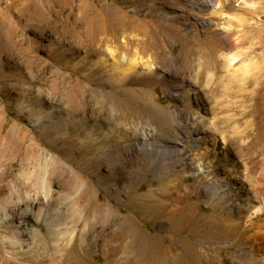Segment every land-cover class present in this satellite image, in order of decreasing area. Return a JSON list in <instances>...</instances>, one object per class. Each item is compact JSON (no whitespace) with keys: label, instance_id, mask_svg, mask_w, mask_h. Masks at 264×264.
<instances>
[{"label":"rangeland","instance_id":"obj_1","mask_svg":"<svg viewBox=\"0 0 264 264\" xmlns=\"http://www.w3.org/2000/svg\"><path fill=\"white\" fill-rule=\"evenodd\" d=\"M219 6L222 18L213 15ZM91 13L101 26L105 18L131 19L143 29L145 36L135 28L127 31L138 39L129 42V51L121 43L114 51L119 59L137 48L146 72L128 86L137 93L145 90L151 103L165 113L152 116L144 106L124 101L130 122L145 128L146 135L131 130L108 144L118 157L121 182L116 199L96 183L94 168L85 170L81 163V158H91L87 146L75 137L46 136L52 126L70 124L87 85L90 94L115 103L107 94L117 88L84 78L92 66L100 67L101 59H110L108 31L87 43L94 27ZM229 34L243 41L231 51L237 60L225 67L222 59L211 72L216 76L217 68L224 66L222 75L229 78L223 86L231 96L213 97L206 94V82H199L197 64L204 56L221 55L217 43L229 39ZM98 49L104 52L95 54ZM99 76L107 79L103 73ZM86 110L93 118L91 109ZM13 130L14 143L28 155L49 160L51 167L65 165L82 191L87 190L73 203L80 212L68 231L74 241L85 237L89 253L85 264H264L260 260L264 238L253 240L264 215L252 218L253 207L264 203V0H0L2 170L11 158L7 146L12 145ZM160 140L179 153L159 154ZM192 159L196 170L188 166ZM93 167L103 177L110 170L106 163ZM260 175L262 188L256 191L252 184ZM215 182L226 186L232 204H220L210 193L207 187ZM59 192L58 185L52 186L54 200ZM247 194L252 195V204L246 201ZM8 200V193L0 191V207ZM23 209L37 216L42 226L34 228L45 235L46 219L61 206L45 208L41 200ZM8 214L0 213V264H22L17 254L30 252L32 237L26 234L22 246L13 249L10 244L19 241L16 233L22 221ZM110 218L116 224L109 229ZM208 219L231 228L206 224ZM41 253L23 264L37 263Z\"/></svg>","mask_w":264,"mask_h":264},{"label":"bare ground","instance_id":"obj_2","mask_svg":"<svg viewBox=\"0 0 264 264\" xmlns=\"http://www.w3.org/2000/svg\"><path fill=\"white\" fill-rule=\"evenodd\" d=\"M112 12L114 13L116 11L114 10ZM90 15L92 17L91 20L94 24V27L90 30V39L87 43H95L97 40H99V36L101 34L108 31L106 37L111 38L108 39L109 46L106 51L110 53V59H101L99 68L95 65L89 69L90 63L85 62V65H87V68L91 72L87 70V74L84 75V78L88 82H98L99 86H104L105 84V86L110 89H113V87L117 88L118 90H112L107 94L108 97H111L115 103H112L110 100L101 101L97 97V95L94 94V92L90 94V85H87L85 87V95L82 96L80 101L81 108H79L75 112L73 111L74 118H72L70 124H64L62 127L52 126V132L46 134V136L48 137L60 134V137H63L65 135L68 137H75L81 141V144L87 146L90 149L91 158L87 159V156L86 158H81V163L83 164V166H85V170H93L94 168L93 175L96 178V183H98V185L102 187V189L110 192L111 198L114 197L116 199L117 194L119 193L117 186L121 182L118 178V164L116 163L118 157L115 154V149L113 150L108 146V144L114 143L118 134H126L131 130H134L137 134H140L141 132L143 136L146 135L145 128L141 129L142 126L139 127L137 124H135L136 121L130 122L129 115L125 112V105L127 103H130V105L139 104L140 106H144L152 114V116L162 117L165 113L151 103L150 97L145 90H143L142 93H137L135 89L129 88L128 86V84H133V78L135 76H142L144 72H146V67L142 65L143 63L140 61L141 54L138 52L137 48L135 49L134 54H131L130 56L125 54L124 56H122V58L119 59L117 57V51H114L116 49L115 46L118 43H121L125 50L129 51L130 49L128 45H132V43L129 42L131 41L136 43L138 42V39L137 36L127 35V31L135 28L139 31V36H145V33L143 34L142 31L143 29L136 27L131 19H123L120 22H114L112 20H107L108 18H105L103 26H101L98 23L99 19L96 18L93 13H91ZM213 15L218 18L224 17L223 6H219L217 9H215ZM238 22L242 26H244V22L242 20H239ZM238 34H240V32ZM231 35L232 34H229V39H220L218 41L217 51L221 55L218 56V54H216L212 56H204L197 64L201 67V69L199 70V74H201L199 82L200 84H202L203 81L206 82V84L204 85L206 87V94H211L213 97L220 96L222 98V96H231L228 89L224 88L223 86V83L228 80L227 78H229L228 75H222V73L224 72V66L217 68L219 73L218 75L216 74V76H214V74L211 72L212 69H214V65H217L218 62H220L222 59L225 62V67L226 65H228V67H232L234 61L237 60L236 56L234 54H231V51L234 47H241L243 41L240 36L231 38ZM98 52L104 51L102 49L94 51L95 54H98ZM131 56L133 58H130ZM148 70V72H151L153 68L149 67ZM94 71L96 72L94 73ZM101 73H103L107 78L104 81L103 76H99ZM124 101L127 103H125ZM88 107L91 109L92 114L94 115L93 118H91L89 115V117L86 116V109H88ZM229 108L230 106L228 105L225 107V110L228 111ZM78 117L80 118V121L77 120ZM10 138L12 140V145H8L7 150H9V156L11 158L9 163H7L8 168L5 170L1 169L2 165L4 166L5 161H3L2 154L0 157V191L7 192L9 199L3 207H0V213H4L8 217V213L11 212V214L14 215L15 219L22 221L21 226L18 228V232L16 233V237L19 239V241L16 243L12 242L10 244L13 249H18L20 246H22L21 239L26 237V234H29L32 237L31 239L33 245V247L31 246L33 249H29L30 252H19L17 254V257L19 258H17L16 260L24 263L28 261V257H30L31 255H36L38 252L41 253V251H43V253L40 254L41 258L37 261V263L33 264H85L83 260L87 256H89L88 250L84 248V244L86 241L85 237L83 236L79 242L74 241L75 238L72 237V235L68 231L70 229L69 222H71L75 216L79 215L78 213L80 212L79 210L73 208V203L77 200V195H85L87 193V190L84 189L82 191L79 183L74 178H72V176L70 175V170H67V168H65V165L56 163L51 167V162L49 160H46L44 162L41 158L28 155L27 152L23 149L24 147L22 148L20 145L14 143V130L11 132ZM237 140H235V142L239 144L240 141ZM199 142H201V140ZM177 149L178 148L174 149V146H172L168 141L160 140L157 152H159V154L165 152L166 155L173 156L175 155L176 151L177 153H179V149ZM151 150L152 149H150V151ZM202 154H204V152ZM15 158H18V166H16L14 163V160H16ZM69 158L72 159L73 157ZM191 161L192 163L188 165L189 168L191 170H196V165L194 168L193 163L194 159H192ZM94 163H106V165L110 169L107 176L103 177L100 173H98L95 170V167H93ZM13 168L17 169L15 170ZM189 168L187 167L184 169L191 171ZM261 179L262 175L253 180L254 182L252 185L254 189H256V191L257 189L262 188ZM54 185H58L60 190V196L56 200H54L51 195L52 186ZM207 188L210 193L216 196L220 204L229 205L231 202H234V199L228 192V189H226V186H223L222 184H220V182L212 183ZM251 196V194H247L246 201H248V204H252ZM41 200H44L45 208H54L55 206H61V210H56L57 212L52 213L46 219L48 230L46 231L47 233L45 235H43L40 230L34 228L35 226H42L37 216H33L32 213H29L28 211L23 209L28 205H37ZM139 206L142 207V205ZM156 206L161 205L157 203ZM142 209L145 210V207ZM261 215H264V203L261 206L253 207L252 218H257ZM171 222L172 225L177 224V221L174 219H171ZM31 223H33V225ZM209 223L219 226L227 231L231 228L230 225L222 222L219 223L214 219L206 220V224ZM114 224H116V219L110 218L108 221V228L110 229V227ZM261 238H264V223L256 228V233L253 236V240L257 242V239ZM137 239L138 238H135L134 240L139 242ZM48 243H52L53 245ZM50 248L53 249V251L49 250ZM260 260L264 261V257L261 256Z\"/></svg>","mask_w":264,"mask_h":264}]
</instances>
